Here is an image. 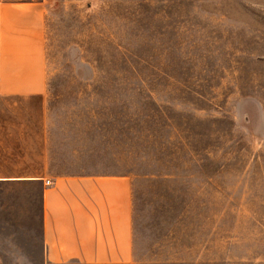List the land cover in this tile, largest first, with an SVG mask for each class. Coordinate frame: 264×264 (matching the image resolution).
Wrapping results in <instances>:
<instances>
[{
  "label": "rangeland",
  "instance_id": "1",
  "mask_svg": "<svg viewBox=\"0 0 264 264\" xmlns=\"http://www.w3.org/2000/svg\"><path fill=\"white\" fill-rule=\"evenodd\" d=\"M47 1L25 175H131L134 264H264V0Z\"/></svg>",
  "mask_w": 264,
  "mask_h": 264
},
{
  "label": "crops",
  "instance_id": "2",
  "mask_svg": "<svg viewBox=\"0 0 264 264\" xmlns=\"http://www.w3.org/2000/svg\"><path fill=\"white\" fill-rule=\"evenodd\" d=\"M47 3L0 0V97L46 95ZM10 127L1 124L0 130ZM5 134L0 135V264H134L133 177L25 175L24 139L16 135L13 144Z\"/></svg>",
  "mask_w": 264,
  "mask_h": 264
},
{
  "label": "built area",
  "instance_id": "3",
  "mask_svg": "<svg viewBox=\"0 0 264 264\" xmlns=\"http://www.w3.org/2000/svg\"><path fill=\"white\" fill-rule=\"evenodd\" d=\"M46 182H47V184H50L51 183V181L48 179V180H46Z\"/></svg>",
  "mask_w": 264,
  "mask_h": 264
}]
</instances>
